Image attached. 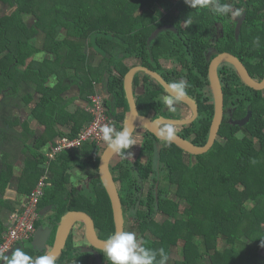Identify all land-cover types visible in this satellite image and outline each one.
Returning <instances> with one entry per match:
<instances>
[{"label": "trees", "instance_id": "16d2710c", "mask_svg": "<svg viewBox=\"0 0 264 264\" xmlns=\"http://www.w3.org/2000/svg\"><path fill=\"white\" fill-rule=\"evenodd\" d=\"M217 2L230 4L233 12L239 9L240 15L244 14L237 37L236 21H232L231 14H217L214 10ZM0 3L14 7L6 16L8 26L14 31L7 32L0 23V243L5 230L2 210L15 209L4 198L8 184L15 181L19 192L29 193L45 173L46 157L40 153V146L53 143L54 137L76 136L91 119L89 113L68 110L72 98L62 96L69 88L63 79H58L53 86L44 85L53 71L34 59L36 53L51 52L54 46L65 52V47L62 59L56 62L79 64L87 72L81 78L67 76V80L78 83V96L84 99H88L87 94L100 92L96 87L103 81L107 113L120 127L129 111L123 87L124 74L130 68L127 59L138 60L154 71H160V55L182 64L181 71L162 74L169 84L181 79L187 81V97L199 107L200 118L191 130L197 129L195 134L200 146L207 140L213 114L211 94L200 91L208 84L210 58L228 51L243 62L252 76H264V0H210L209 6L203 8L190 7L186 0H0ZM186 19L192 24L186 26L180 38L167 30L147 42L158 26L172 24L178 28ZM216 23L221 25L222 35L213 46L210 33ZM56 30L64 38L58 40ZM39 33L43 34L41 48L32 42ZM90 47L101 56L97 66L92 65L93 57L86 54ZM219 70L224 107L228 103L235 107L236 118L250 110L246 124L223 120L218 132L223 140L215 141L207 152L196 155L193 162L186 163L176 145L171 143L156 150L152 139L147 138L141 147V153L147 157L144 164L139 159L128 161L127 155L121 156L122 162L118 165L122 171L139 168L133 171L142 174L151 166L161 167L154 170V175L161 176L157 200L153 188L150 192L133 190L127 174L131 170L122 172L119 179L126 209L131 217L138 219L139 232L143 233L145 225L153 226L155 239L145 236L141 244L153 250L163 249L166 264H204V256L210 264H264V88L255 90L245 85L227 62H222ZM142 87L143 93L135 100L139 113L146 115L153 109L154 117L166 116L162 111L163 87L147 74ZM35 92L39 96L31 111L44 126L42 135L36 139L34 133L24 129L20 115H12V110L28 106ZM24 138H33V143H26ZM37 141L39 145L35 146ZM100 154L98 145L84 143L79 148L58 153L49 161V184L44 187L37 209L46 205H51V209L35 222V227L50 228L49 245L61 217L70 210L89 213L102 232L100 238L106 239L114 232L110 201L97 171ZM17 159L21 161V171L16 178L13 172ZM74 168L87 174L89 179L80 189L69 183L70 170ZM159 208L171 212L161 223L153 220ZM27 240L29 247L18 244L16 248L33 259L44 254V250L32 247V236ZM180 241V258L170 261L173 247ZM220 243L225 246L220 248ZM70 245L68 242L57 264L83 263L81 256L87 253L73 254L78 249ZM102 260L103 264L104 261L110 264L104 255ZM159 260L158 253L157 264Z\"/></svg>", "mask_w": 264, "mask_h": 264}, {"label": "water", "instance_id": "95a60500", "mask_svg": "<svg viewBox=\"0 0 264 264\" xmlns=\"http://www.w3.org/2000/svg\"><path fill=\"white\" fill-rule=\"evenodd\" d=\"M243 17L244 16L242 15V17L238 20L235 26V31H234L235 37H237L238 35ZM169 28H172V26L169 24H164L157 27L151 32V34L147 38V42H150L159 33ZM222 62H227L230 65H232L235 68L242 82L248 87L255 90H261L264 88V76L260 81L254 79L249 74L243 62L236 55L227 51H222L216 54L211 59L208 67V80H209V87L211 89V93L213 97L214 110H213V116H212V120L209 128V134L206 143L202 146H197L191 143L190 141L182 138L178 134H176L174 139L171 141L172 143H174L175 145H177L178 147H180L181 149H183L184 151L190 154L199 155L207 152L214 144L215 138L217 136V132L223 117L224 96H223L221 82L217 72V68L219 64H221ZM136 71H144L147 75H150L155 81H157L167 93L169 91L168 90L169 83H167L162 78V76L157 72L142 65H136L129 68V70L125 73L123 78V87H124L126 99L129 104V111H127L125 115V118L122 123V127L125 125H131L134 131L136 127L141 126L142 128H145L149 132L154 134V136H156L158 139L165 140L163 137L158 135V132L161 129L160 128L161 124L168 123V124L181 125V124H185L188 121L186 120L173 121L163 117H159L155 120H151L150 117L146 115H141L138 112L135 96L132 89V78H133V74ZM184 102H186L190 106L192 105L194 109L193 118L190 120L192 121L197 113L196 105L194 103L190 104L188 99H186ZM249 118H250V112H247L244 118L234 122L237 123L238 125H244L249 121ZM115 154L116 152L110 151L107 145L104 147V149L102 150L99 156L98 175L108 195L111 205L114 225H115V231H117V230H123L124 227H123L122 206L120 202V197L116 189V185L113 180L112 174L110 172V160ZM49 208H51L50 205H47L46 207L42 208L40 214H44ZM77 222H82L86 238L89 241L90 245L97 250H102L104 240L98 238L96 234L93 218L89 215V213L83 210H70L61 217V220L57 224V230L51 245L48 244V239L51 233L50 228L48 226L45 227L40 226L39 228H37L32 238V242H31L32 247L34 249L45 250L44 254L50 253L58 257V255L61 253L62 249L66 244L70 232L72 231V229H74V225ZM83 250L92 252L95 256L96 264H101L100 256L96 250L88 247L84 248ZM4 255L8 256L9 253H6ZM0 264H3V262H0Z\"/></svg>", "mask_w": 264, "mask_h": 264}, {"label": "flooded vegetation", "instance_id": "af4514ba", "mask_svg": "<svg viewBox=\"0 0 264 264\" xmlns=\"http://www.w3.org/2000/svg\"><path fill=\"white\" fill-rule=\"evenodd\" d=\"M242 15L244 16V14L242 13L240 16H234L236 17V19L234 21H236V24L238 22V20L242 17ZM232 16L231 15V19H232ZM244 19V17H243ZM242 19V21H243ZM182 24L180 27H176L172 24H169L172 26V28H169L167 30H170L173 32V36L174 37H177V38H180V36L183 34V32H185L186 30V26L184 25V21H181ZM235 24V26H236ZM242 24V23H241ZM159 27V26H158ZM214 29L211 30V33H210V42L211 44L214 46L218 43V40L219 38L221 37L222 33H221V25L219 23H216L214 25ZM165 30V31H167ZM165 31H162L161 33L165 32ZM234 31H235V28H234ZM214 32H217V39H216V43L213 44V40H212V33ZM235 33V32H234ZM160 34V33H159ZM158 34V35H159ZM157 35V36H158ZM156 36V37H157ZM212 51H216L213 49H211ZM209 51L206 56L208 57L212 51ZM222 52V51H221ZM228 52V51H227ZM219 53V52H218ZM217 53V54H218ZM216 55V54H215ZM161 57H165L167 59H169V57L167 56H163V55H160L159 56V66H158V69H160V71H157L155 70V72H157L158 74H160L162 76V78L164 79L163 77V74L162 73H165V74H173L176 70L178 71H181L183 69V65L182 64H179V63H176L175 61H173L172 59H169L170 61H172L175 66H165L163 63H161ZM214 57V56H213ZM212 57V58H213ZM209 60V63H208V66H207V78H208V67H209V64H210V61L211 59ZM260 62L263 60V59H258ZM138 61V60H137ZM139 65H141L139 62H138ZM143 66V65H142ZM220 66V64H219ZM219 66L217 68V72H218V76H219V79L221 77V74H220V70H219ZM148 68V67H147ZM154 71V70H153ZM146 73L144 71H140L138 72V75H136V78L134 79V96H135V100H136V96L138 94H141L143 93V87H142V84H143V77ZM250 74V73H249ZM251 75V74H250ZM252 76V75H251ZM254 79H256L257 81H260L262 79V77H256V76H252ZM165 80V79H164ZM166 81V80H165ZM167 82V81H166ZM221 82V80H220ZM168 83V82H167ZM153 84V83H152ZM159 84V83H158ZM155 86V85H154ZM221 86H222V83H221ZM164 89V88H163ZM200 91L201 92H204V91H208V93H210L211 95V101H212V104H213V97H212V93H211V89L209 87V80H208V84H206L205 87H202L200 88ZM168 93L164 90V94L162 95V100L164 101V97L167 96ZM223 96H224V93H223ZM185 99H188L190 104L194 103L196 105V109H197V113H196V116L194 117V119L192 121H190L192 118H193V113H194V109L192 107V105L190 106L189 104H187L186 102H180V103H177L173 108H170L168 107L166 104L163 106L162 108V111H165L164 113L166 114V116L160 114L158 116H163V118H166V119H170V120H173V121H182V120H186L188 122H186L185 124H171L173 125L176 129H177V132L176 134H178L179 136H181L182 138L190 141L191 143L197 145V146H200L198 145V139L199 137L195 134L197 129H194V130H191V127H192V124L197 122L198 119L200 118V113H199V107L198 105L196 104V102L187 97ZM204 101V98L202 99ZM224 98H223V117H222V121L221 123L223 122V120H227L228 122H232V121H237V120H240L242 118H244L247 114V112H250V116H251V111L250 110H246L245 114L242 115V116H238L237 118L235 117V107H231L230 106V103H228L225 107H224ZM214 105V104H213ZM138 109V108H137ZM185 109H187V111H189V115H186L185 113ZM213 110H214V106H213ZM156 111V110H155ZM139 112V110H138ZM155 113H154V110H150V112L148 114H146V116L150 117L151 120H155L157 118H159L158 116L157 117H154ZM213 116V114H212ZM114 118V117H113ZM212 120V118H211ZM114 121H115V128L117 130H120L121 127H122V124H121V127L120 125L116 122V119L114 118ZM190 121V122H189ZM163 124H168V123H163ZM161 124L160 125V128L162 129L165 125ZM211 124V122H210ZM210 124H209V128H210ZM221 126V124H220ZM220 126H219V129H220ZM140 128L142 127H136V129L133 131V136L134 138L136 139L137 141V144L135 145H132L129 149V152L128 153H131L127 156V160L130 161V162H134L136 160L139 159L140 163L144 164L146 161H147V157H145L142 153H141V147H143V145H145L144 141L145 139L148 140V139H152V143H154V147L156 150H159L161 149V147L163 148L165 145H169L171 144L172 142H167L165 140H161V139H158L156 136H154V134H152L151 132H149L147 129L145 128H142L140 132ZM219 129H218V132H219ZM140 132V133H139ZM218 132H217V136L215 138V141H222V137L218 135ZM137 134H140L139 137H137ZM208 134H209V129H208ZM148 138V139H147ZM208 138V136H207ZM207 141V140H206ZM214 141V142H215ZM206 143V142H205ZM204 143V144H205ZM174 144V143H172ZM107 144L105 143L104 145L102 146H99L100 147V151L102 152V150L104 149V147L106 146ZM175 145V144H174ZM177 146V145H176ZM178 147V146H177ZM180 148V147H179ZM181 149V148H180ZM182 150V153H181V156L183 158V160L186 162V163H189V162H192L195 161V156L194 154H190L186 151H184L183 149ZM120 154L116 153L110 160V172L112 174V177H113V180L115 182V185H116V189L118 191V194H119V197H120V202H121V206H122V216H123V231H127L128 227L129 226V223L130 221L132 220L135 224L139 225V222H138V219L135 218V217H131L129 215V212L128 210L126 209V203L127 201H124V195L121 194V183H120V179H119V176L122 174V172H125V171H128V170H131L129 173H127L129 175V177H131V185L133 187V190L134 191H138V192H143V191H148L150 192V190L153 188L154 191L156 192V200H157V191H158V188H159V179H161V176L160 174L158 176L154 175L155 171L154 170H161V167L160 166H156V167H153L151 166V168H146L147 170H149L146 174H142L139 172H134L133 170H138L139 168H134V169H131V168H127L128 170H120L118 165L120 164V162H122V158H121V155L119 156ZM186 158V160H185ZM113 159V160H112ZM158 163V162H157ZM141 170V169H139ZM98 171V170H97ZM156 178V179H155ZM89 180V179H88ZM140 185V187L137 189V187ZM141 208H143L142 205H140ZM156 213L153 215V220L155 222L158 223L157 220H155V217L156 215L158 214V209L155 211ZM114 222V220H113ZM95 224V223H94ZM140 226V225H139ZM138 226V228H139ZM95 229H96V234L98 236L99 239L101 240H105V239H102L100 238V234L102 233L100 231V229L98 227L95 226ZM114 232H115V225H114ZM74 234L75 232H73V229L72 231L70 232V235L66 241V244L64 246V248L62 249L61 253L58 255L57 259L60 258V256L62 255L63 253V250L66 248V245L68 244V242H70V246L72 249H78V250H74L72 251L73 254H76L78 253L79 251H82L84 253H87L86 255H83L81 256V260L83 261L82 264H96V259H95V256L92 252L90 251H86V250H83L84 248H92L94 250L97 251V253L99 254L100 256V259H101V264H103V260H102V255L103 253L101 252V250H97L95 249L94 247H92L89 243V241L87 240L86 236H85V239H86V242L84 243V241H78V243H75V240L76 239H80V237H77L74 239ZM49 244V243H48ZM47 250V249H46ZM45 252V250H44ZM57 264V263H56ZM68 264V263H66ZM71 264V263H69ZM104 264H105V261H104Z\"/></svg>", "mask_w": 264, "mask_h": 264}, {"label": "clouds", "instance_id": "9594fccd", "mask_svg": "<svg viewBox=\"0 0 264 264\" xmlns=\"http://www.w3.org/2000/svg\"><path fill=\"white\" fill-rule=\"evenodd\" d=\"M190 7H208L210 0H186ZM217 14L239 16L240 10L232 11V5L220 4L217 2L214 6ZM192 24V21L186 19L185 26ZM189 87L187 81L181 79L168 85V95L164 97V103L173 108L177 103L185 101L187 98L186 89ZM102 140L107 144L110 151L116 152L121 156H127L131 153L126 152L132 145L137 144L133 136V128L131 125H125L122 129L117 130L112 124H104L99 128ZM177 129L167 124L159 130L158 135L163 137L165 141L171 142ZM14 248V247H13ZM6 251V250H5ZM9 252V251H8ZM6 252V253H8ZM101 252L110 264H157V254L160 255L158 264H166L167 257L163 249L153 250L144 247L138 240L133 231L117 230L103 241ZM5 253V254H6ZM0 262L3 264H56L57 257L54 254L45 253L33 259L32 256L25 253L22 249L16 248L9 256L0 253Z\"/></svg>", "mask_w": 264, "mask_h": 264}, {"label": "built area", "instance_id": "2783aa9c", "mask_svg": "<svg viewBox=\"0 0 264 264\" xmlns=\"http://www.w3.org/2000/svg\"><path fill=\"white\" fill-rule=\"evenodd\" d=\"M89 104L88 113L91 116L90 121L81 128L76 136H58L54 139L53 143H49L43 154L47 162L55 158L58 153L64 150L79 148L84 143L93 142L98 146L105 144L101 138L99 128L109 123L115 127L114 118L107 113L102 93L96 92L92 94ZM46 184L45 176L40 177L31 191L23 198L21 206L10 212L8 225L2 234L0 253L5 254L16 246L18 242L28 239L34 234L36 230L35 222L39 218L37 204L39 198L43 195Z\"/></svg>", "mask_w": 264, "mask_h": 264}, {"label": "crops", "instance_id": "0c3cea01", "mask_svg": "<svg viewBox=\"0 0 264 264\" xmlns=\"http://www.w3.org/2000/svg\"><path fill=\"white\" fill-rule=\"evenodd\" d=\"M56 31H57L58 40L59 39L61 40L62 38H64V35H62L60 32H58V30H56ZM35 45L38 46L37 44H35ZM41 47H42V45H41ZM41 47H39V48H41ZM56 47L57 46H54V49L51 52L41 50L40 52H38V53H36L34 55V59L35 60H39L40 62L44 63L49 68H51L52 71H53V73L49 76V78L46 80L44 85L53 86L58 81V79H63L64 82L69 85V88L62 94V96L64 98H72V101L70 102V104L68 106V110L69 111H78L81 114L85 115L86 113H88V109H89V106H90V104L88 102V99L90 98L91 94H87L86 98H88V99H84L82 97H79L78 96V93H79L78 83L77 82L76 83L75 82L74 83L73 82H69V80H67L68 79L67 76H75V77H79V78L84 77L87 74L86 68L84 66H82V65L71 63V62H68V61H62V62H60V64H58L56 62V59H62L61 55H64V53L66 52V48L63 47L64 50H65V52H64L62 50H58V48H56ZM86 51H87L86 52L87 55L93 57L92 65L93 66H97L99 64V62L101 61V56L98 53H96V51L92 47L87 48ZM127 61L130 64V68L133 67V66L139 65L138 61H133V59H127ZM138 72H140V71H136L133 74V78H132L133 93H134V88H133L134 87V79L136 78V75H138ZM74 86L76 87V93L71 94L70 91L72 90V88ZM96 90L100 91V93H102L103 96L106 97V92L104 90L103 81H101V83H99V85L96 87ZM38 96H39V94L36 93V92L33 94V100L29 103V105L25 106V107H22L26 111L25 119H24V117L21 116V121H25V124H26L25 129H26V131H28L30 133H34L35 134V139L37 137H39L40 135H42V133L44 131V126L42 124L38 123V121H36L35 117L32 114V111H31L34 108V106H35V102H36V99L38 98ZM22 108H20L18 110L14 109V110H12V112L16 113L18 115L17 112H19V110H21ZM28 119H29V121H28ZM19 129H21V128L19 127ZM61 129L63 131H66V132L69 131L67 128H64V127H61ZM30 133L27 136H30ZM55 138L56 137H54V139ZM29 139L33 140V138H29ZM54 139H53V141H54ZM44 152L45 151H43V154H44ZM48 164H49V162L46 161V165L44 166L45 173H44V175H42V176H45L47 184H49V181H48V179H49L48 177L49 176L47 174ZM20 171L21 170H14L15 177H17L20 174ZM87 178H88V176H87ZM26 194L27 193H25V192L24 193L19 192L18 191V184L15 181L14 182L11 181L8 184L7 188L5 189L4 198L6 200H9L11 203H13L15 205V209H16V208H19L21 206V202L23 201V198L25 197ZM46 206H44V207H46ZM44 207H42V208H44ZM42 208L38 211L39 216L43 215V214H40V211L42 210ZM50 209L51 208L47 209L46 212H48ZM12 211L13 210H11V211H8L6 209L2 210L5 230H6V227L8 225L9 214ZM46 212L44 214H46ZM39 227H36V229L39 228ZM5 230L2 232V234L5 232ZM33 235H32V238H33ZM18 244H20V243L18 242ZM18 244H16V247L19 246ZM16 247H14V248H16ZM14 248H12L10 250L9 255L11 254V252H12V250Z\"/></svg>", "mask_w": 264, "mask_h": 264}, {"label": "rangeland", "instance_id": "374dc122", "mask_svg": "<svg viewBox=\"0 0 264 264\" xmlns=\"http://www.w3.org/2000/svg\"><path fill=\"white\" fill-rule=\"evenodd\" d=\"M189 3H191V0H189ZM211 4L213 5V3H211ZM13 8L14 7H12L11 5L10 6H8V5L6 6L5 4L0 3V23L6 28L7 32H9V33H12L14 31V29H12V28H10L8 26V23H7V20H6V16L13 10ZM139 11L140 10H138V12ZM235 19H236V17L232 16V21H234ZM132 20H133V16H132ZM216 39H217V32H214V33H212L213 44L216 43ZM42 40H43V34L42 33H39V35L36 38H34L32 40V42L34 44H37L39 47H41ZM161 63H163L165 66L166 65L167 66H172V65L175 66V64L172 61H170L169 59H167L165 57H161ZM70 93L71 94L76 93V87L75 86L72 88V90L70 91ZM24 111L25 110L22 108L21 110H19V112H17L20 115V119H21V116L24 117V119H25V117H26V111L25 112ZM185 113H186V115H189V111H187V109H185ZM12 115H17V114L12 112ZM29 119H28V121H29ZM24 125L26 126L25 121H24ZM163 125H167V124H163ZM139 127H141V126H139ZM139 131L142 132L141 131V128H140ZM139 135L140 134H137V137H139ZM238 135L241 136V134H238ZM25 139L26 138H24L23 140H25ZM23 140H21L20 143H23ZM26 143H33V140L27 138L26 139ZM36 144L39 145V141L35 142V146H36ZM44 148H45V146H43V147L40 146V153H42L43 151H45ZM185 160H186V158H185ZM192 162H193V160H192ZM14 166H15L14 167V170H20L21 169V161L19 159H17V161L15 162V165ZM13 177H15L14 174H13ZM87 181H88V178H87V175L85 173H83V172H81L80 170H77V169L70 170V178H69L70 185L75 186L78 189H80L83 186H86L87 185ZM172 196L175 197V195H172ZM170 213H171L170 210H168L166 208H159L158 214L156 215L155 220H157L159 223H161L165 218H169L170 217ZM44 223H45V220L41 219V224L45 225ZM129 226L130 227H128L127 231H133V232H135L136 235H137V237H138V240L140 242H141V239L143 237H145V236H147V237H149L151 239H155V237L152 234V229H153V226L152 225H145V229H144L143 233L139 232V230H138V226L139 225L135 224L132 220L130 221ZM73 232H75L74 239L77 238V237H80V239H76L75 240V243H78V241L79 242L80 241L81 242L84 241V243L86 242V239H85V236L86 235H85V231L83 229L82 222L75 223ZM19 243L23 247H29L30 246V242L27 239L22 240ZM181 243H182V241L178 242L175 245V247H173V250H172V253H171L172 255L170 256L171 259H169L170 261L172 259L177 260V259L180 258V254L182 253V244ZM223 246H225V244L220 243V246L219 247L220 248H223ZM262 250H264V249H262ZM203 262H204V264H210V262L208 261L207 257H205V256L203 258Z\"/></svg>", "mask_w": 264, "mask_h": 264}, {"label": "bare ground", "instance_id": "6f19581e", "mask_svg": "<svg viewBox=\"0 0 264 264\" xmlns=\"http://www.w3.org/2000/svg\"><path fill=\"white\" fill-rule=\"evenodd\" d=\"M9 252H10V250H9ZM9 252H8V253H9Z\"/></svg>", "mask_w": 264, "mask_h": 264}]
</instances>
